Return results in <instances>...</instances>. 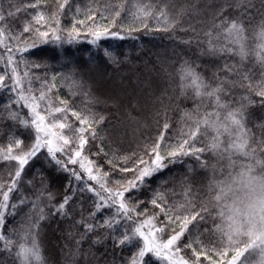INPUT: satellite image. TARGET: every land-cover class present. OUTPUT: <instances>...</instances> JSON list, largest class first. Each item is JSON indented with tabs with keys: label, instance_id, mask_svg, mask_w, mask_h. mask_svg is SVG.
Instances as JSON below:
<instances>
[{
	"label": "trees",
	"instance_id": "obj_1",
	"mask_svg": "<svg viewBox=\"0 0 264 264\" xmlns=\"http://www.w3.org/2000/svg\"><path fill=\"white\" fill-rule=\"evenodd\" d=\"M143 224L264 264V0H0V264H165Z\"/></svg>",
	"mask_w": 264,
	"mask_h": 264
},
{
	"label": "rangeland",
	"instance_id": "obj_2",
	"mask_svg": "<svg viewBox=\"0 0 264 264\" xmlns=\"http://www.w3.org/2000/svg\"><path fill=\"white\" fill-rule=\"evenodd\" d=\"M24 102L30 110L34 128L38 133L37 148L45 147L52 152L58 150L59 147L56 143V134L45 124L44 119L37 113L35 100L26 97L24 98ZM153 166L156 167V162ZM121 197L122 196H119L118 200H120ZM137 233L143 241V253H152L165 264H187L173 249L175 237L161 242L156 238L155 230L147 224H143V226L137 230Z\"/></svg>",
	"mask_w": 264,
	"mask_h": 264
}]
</instances>
